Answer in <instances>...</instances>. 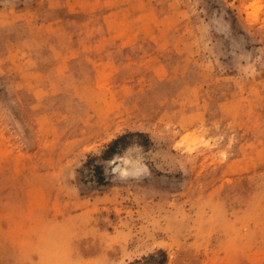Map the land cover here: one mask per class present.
I'll use <instances>...</instances> for the list:
<instances>
[{"label": "rangeland", "instance_id": "1", "mask_svg": "<svg viewBox=\"0 0 264 264\" xmlns=\"http://www.w3.org/2000/svg\"><path fill=\"white\" fill-rule=\"evenodd\" d=\"M160 251L264 264V0H0V264Z\"/></svg>", "mask_w": 264, "mask_h": 264}, {"label": "trees", "instance_id": "2", "mask_svg": "<svg viewBox=\"0 0 264 264\" xmlns=\"http://www.w3.org/2000/svg\"><path fill=\"white\" fill-rule=\"evenodd\" d=\"M129 135H131V134L130 133L124 134V135L119 136L115 140H113L108 145V148L104 151V154L102 155V157L104 159H107L110 156V154H112L116 150V147L119 144H121V147H124L125 146V142L124 141ZM140 135H142V134L140 133ZM100 171H101V166L100 165L95 166L94 172L97 174ZM160 253H161L162 257L159 259L158 264H163L165 262V260H166V254H165L164 251H160Z\"/></svg>", "mask_w": 264, "mask_h": 264}]
</instances>
